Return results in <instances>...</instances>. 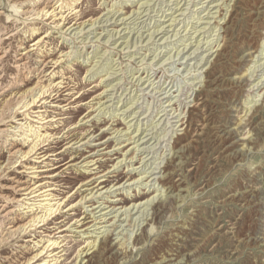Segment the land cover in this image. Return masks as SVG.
<instances>
[{
    "label": "rangeland",
    "instance_id": "rangeland-1",
    "mask_svg": "<svg viewBox=\"0 0 264 264\" xmlns=\"http://www.w3.org/2000/svg\"><path fill=\"white\" fill-rule=\"evenodd\" d=\"M11 2L0 0L1 22ZM59 9L24 23L19 15V33L4 43L41 38L29 46V64L46 51L53 59L46 77L55 80L43 99L14 113L18 120L4 119L22 125L17 140L21 132L27 143L37 140L27 125L49 137L7 170L0 192L20 200L9 206L21 213L44 190L60 208L1 244L0 264L37 253L46 239L60 244L30 264H264V0H80L75 14ZM75 16L72 27H85L74 34L67 28ZM0 152L1 165L7 155ZM15 180L37 192H14ZM169 190L180 199L154 205ZM133 204L138 210L125 219ZM112 207L118 217L97 223ZM103 235L102 255L80 261ZM24 243L33 248L25 252Z\"/></svg>",
    "mask_w": 264,
    "mask_h": 264
},
{
    "label": "bare ground",
    "instance_id": "bare-ground-1",
    "mask_svg": "<svg viewBox=\"0 0 264 264\" xmlns=\"http://www.w3.org/2000/svg\"><path fill=\"white\" fill-rule=\"evenodd\" d=\"M54 0H13V2H11L9 4L10 7V12L11 13H7L5 15V22H1L0 19V135H3L5 138L2 142V145L0 146L1 149H5V153H6V159L5 161L1 163L0 165V179L3 178L7 172V170L13 166L15 164V162L18 161V159L20 157H25L27 156L29 153L31 154V152L36 148V146L38 145V141H41L43 143V141H46L49 137V133H47L46 130L41 131V129L39 128H34L31 129L32 126L31 125H27L28 129L26 128V131H30L32 133L35 134V137L37 138V140H34V138L32 137V139L30 140V142L27 143V140H25L26 134L21 132L19 135L22 136V140H17L16 137H14V135H16L15 133L18 131V129L21 130L22 125H14L12 126L11 124L9 125V123L6 125L4 119L5 117H10V118H14L15 115L14 113H16L20 108H27L28 106L30 107V104H35L36 102H39L41 99L44 98V96L46 95V93L48 92V90L50 88L53 87V83L52 80L50 78H47L46 73H45V67L47 65V63L51 62L53 59H49L47 57V53L45 51V53L43 52L42 55L44 56V58H39V60H37L38 62H36L35 66L31 67L30 66V51L32 49H29V46H34L37 45L39 43V39L35 40L31 45L29 46H24V38L20 39V41H18L16 43V45L12 46L11 44H7V46H5V42L10 40L11 38H13L16 34L19 33V25H16L15 23L17 22L19 15L24 17V20H22L24 23L26 19H28L29 17H36L39 18L41 16H45L46 15H56L53 13L54 10H56L58 7H60V9L62 7L66 6V9L69 10V13L71 14H75L76 12H78L79 10L77 9V2H79L80 0H60V3L58 5L54 3H52ZM207 1V0H206ZM212 2V1H211ZM212 5V4H211ZM218 4L215 3L216 7ZM218 8V7H217ZM59 9V10H60ZM205 10V9H204ZM217 10V9H216ZM61 11V10H60ZM63 11V10H62ZM68 13V14H69ZM109 13V12H108ZM107 13V14H108ZM208 13V12H207ZM210 13V12H209ZM3 12L0 11V18L2 16ZM59 14V13H58ZM115 14V13H114ZM113 14V15H114ZM112 15V16H113ZM61 18L60 20L63 18L62 15H60ZM59 16V17H60ZM225 16V15H224ZM58 17V18H59ZM211 17V16H209ZM32 18V19H34ZM44 18V17H43ZM55 18V17H54ZM108 17H106L105 21H108L109 19H107ZM51 19V18H50ZM66 19V16L63 18ZM80 18H74L75 21H73V24L69 25V27L67 28V30H69L71 28L72 30H76L74 32L75 33H79L81 32L85 26L81 27L82 24H84L85 22H81L80 24H78L75 27L74 26L77 21ZM120 19H124V17H121ZM225 19V17H224ZM45 20V19H44ZM77 20V21H76ZM169 20V19H168ZM53 22V21H52ZM5 23L7 24H14L15 28L14 31L10 30L9 31V25H5ZM38 23V22H37ZM59 23V22H58ZM88 25H94V22H90ZM31 33L36 32L35 27L32 25L30 28ZM70 31V32H71ZM157 33H161V30ZM23 34L27 33V31L22 30ZM66 32V30H65ZM64 32V33H65ZM115 32H117V29L115 30ZM37 33V32H36ZM154 33V31L152 32ZM156 33V34H157ZM24 34V35H25ZM35 34V33H34ZM110 35L111 34L110 32ZM47 36V35H46ZM29 37V36H27ZM63 37V36H62ZM114 37V36H113ZM29 40V39H28ZM43 42V41H42ZM128 42V41H127ZM126 41H123V43H126ZM44 43V42H43ZM121 44V43H120ZM44 46V45H42ZM126 46V45H125ZM45 47V46H44ZM43 47V48H44ZM213 48V47H212ZM41 49V48H40ZM45 49V48H44ZM50 49V48H49ZM217 49H215L210 56L213 55L214 52H216ZM48 52V51H47ZM13 53V61L11 62V67L13 68L12 73H10V76L8 77V79L6 78V69H5V64H4V60L6 59V57L9 56V54ZM56 54V53H55ZM215 54V53H214ZM60 55V54H59ZM66 55V53H65ZM217 55L220 56V53L217 52ZM58 56V55H57ZM48 58V59H47ZM61 58V57H60ZM208 58V57H207ZM56 61V60H55ZM58 63V62H57ZM38 64V65H37ZM53 66V65H52ZM105 66V65H104ZM255 66V65H254ZM101 67V65H100ZM107 68V67H106ZM102 70L104 68H101ZM55 76V75H54ZM60 77V76H59ZM55 80V79H54ZM53 80V81H54ZM105 80V79H104ZM102 81V80H101ZM60 83V82H58ZM62 84V82H61ZM60 84V86H61ZM57 85V83L55 84ZM65 86V85H64ZM52 95V94H51ZM83 95V93L81 94ZM50 97V96H49ZM80 97V96H79ZM99 99V98H98ZM264 99V98H263ZM45 102V101H44ZM72 103V102H71ZM102 105V104H101ZM28 107V108H29ZM251 107H249L247 110H250ZM26 110V109H25ZM24 110V112H25ZM29 110V109H28ZM126 109H123V111H125ZM36 112V111H35ZM39 112V111H38ZM26 113V112H25ZM21 114V113H20ZM86 116V115H85ZM178 117V116H177ZM29 118V117H28ZM179 118V117H178ZM16 119V117H15ZM23 119V117H22ZM41 119V118H40ZM180 119V118H179ZM182 119V118H181ZM18 120V119H16ZM178 120V119H177ZM180 124L179 126L183 125V120H180ZM25 123V122H24ZM27 124V123H26ZM29 124V123H28ZM34 124V123H33ZM39 124V123H38ZM26 126V127H27ZM40 126V125H39ZM43 126V125H42ZM41 127V126H40ZM16 128H18L16 130ZM46 128V127H45ZM24 129V128H23ZM22 129V130H23ZM36 129V130H35ZM25 130V129H24ZM23 130V131H24ZM126 131V130H125ZM9 132H13L12 135L9 136V138L7 137ZM25 132V131H24ZM125 133V132H124ZM33 134V136H34ZM127 135V134H124ZM136 135V134H135ZM25 136V137H24ZM24 137V138H23ZM30 137V135H29ZM118 138V137H117ZM131 138H133V136H129L127 138V140H130ZM52 139V138H51ZM50 141V139H49ZM89 141V140H88ZM126 141V140H125ZM250 141V140H249ZM135 142V141H134ZM41 144V143H40ZM177 146V145H176ZM136 148V147H135ZM134 148V149H135ZM39 150V149H38ZM128 150V149H127ZM137 150V149H135ZM119 151V150H118ZM120 152V151H119ZM182 151H174V155L173 157H175V159L180 158ZM1 153V152H0ZM127 153V152H126ZM39 154V153H38ZM125 154V152H124ZM134 154V153H133ZM176 154V155H175ZM37 156V155H36ZM43 157V156H42ZM90 157V156H89ZM123 159L118 160L117 162H115L116 164H118L120 161L125 160L126 157H124V155L122 156ZM134 155L130 156L129 159L131 160V158L133 159ZM35 159V158H34ZM93 162V161H92ZM129 162V160H128ZM115 164V165H116ZM25 165V164H24ZM127 165V163H126ZM80 166V165H79ZM90 166V165H88ZM113 166V165H112ZM117 166V165H116ZM35 167V166H34ZM86 167V166H85ZM84 167V168H85ZM29 168V167H28ZM77 168V167H76ZM88 168V167H86ZM136 168V167H135ZM33 170V169H32ZM35 170V169H34ZM91 170V169H90ZM33 172V171H32ZM112 172V171H111ZM145 172V171H144ZM99 173V172H98ZM34 175V174H33ZM101 175V174H100ZM99 175V176H100ZM35 176V175H34ZM106 176V175H105ZM165 176V175H163ZM98 177V176H97ZM22 178V177H21ZM96 178V177H95ZM142 179V177H139L137 179V182ZM159 179V178H158ZM11 180V179H10ZM14 180V179H13ZM98 180V179H97ZM14 182H17L16 184H11L10 185V189H13L14 192L15 191H24L23 194L28 195L29 193H34L36 190L35 188H31L29 185L26 187H22L20 185V182L18 180H15ZM28 182V181H27ZM86 183V182H85ZM142 183V181L140 182ZM27 184V183H26ZM31 184V183H30ZM49 185V184H48ZM146 185V184H145ZM3 186V185H2ZM33 186V185H32ZM50 186V185H49ZM5 187V186H4ZM95 188V187H94ZM121 188V187H120ZM118 189V187H117ZM2 190V189H1ZM0 190V191H1ZM41 190V189H40ZM140 190V189H139ZM47 190L44 191H39V193L35 195H33L32 197H40V199H38L37 201H34V203H28V206H26L27 210L23 213L19 212L16 207L13 206H9L10 202H17L20 201L18 199H15V197H11V196H6L3 195L0 192V245L1 244H5L6 241L9 238H12L16 235H18L21 232H25L27 230L28 227H32L37 225V223L41 222V221H45V219L47 217H49L51 214L55 213V211L60 208V202L54 201L53 198V194L51 193H47ZM107 191V190H106ZM109 191V190H108ZM167 189H165L163 192H166ZM89 192V191H88ZM98 192V191H97ZM126 192V191H125ZM129 192V191H128ZM162 192V191H161ZM162 192V193H163ZM170 192V190L167 192V194L165 195V197L162 198H157L158 201L155 202L154 205H157L158 207H162L163 205H166L169 201L173 200H177L180 199L181 195L180 193H176L175 195H168V193ZM45 193V194H44ZM101 193V192H100ZM161 194V193H160ZM13 196V195H12ZM160 196V195H159ZM86 197V196H85ZM156 197V195L154 196ZM151 198L152 200L154 199ZM162 197V196H160ZM183 197V196H182ZM107 198V197H106ZM182 199V198H181ZM149 200L148 201H152ZM155 200V199H154ZM166 201V202H165ZM59 202V203H58ZM63 202V201H62ZM79 202V201H78ZM81 202V201H80ZM147 202V201H146ZM154 203V201H152ZM58 203V204H57ZM148 203V202H147ZM151 203V202H149ZM29 204H33L34 207L35 205H38L36 207H38L40 209V211L42 210V214L38 215V212L35 213V210L37 209L35 207V210L32 207H29ZM101 205V204H100ZM95 206V208H99V206ZM24 206V205H23ZM64 206V205H63ZM75 206V205H73ZM72 206V207H73ZM83 206V205H82ZM103 206V205H102ZM104 207V206H103ZM99 209L102 210L104 208ZM107 207V206H106ZM109 207V206H108ZM138 207V205L136 206V204L132 205V208L130 210H123V213L125 216V219L127 218V212L129 213L131 210L136 209ZM115 209V208H114ZM138 210V209H136ZM24 211V210H23ZM32 211V212H31ZM98 211V212H99ZM113 212H116V214L113 215L114 218L118 217L117 213V209L113 210V207L111 208V210H109L108 212H102L101 214H99L98 216V221L97 223H102V222H111L108 219L106 220V215H110ZM94 213V212H93ZM53 219V218H52ZM93 220V219H92ZM114 222V221H113ZM221 223V222H220ZM74 224V223H73ZM84 224V223H83ZM96 222L94 224H92V226H95V229H100L103 226H96L95 225ZM103 224V223H102ZM46 225V224H45ZM114 225V223L112 224ZM91 226V225H90ZM60 227V226H59ZM33 228V227H32ZM72 229V228H70ZM75 230V229H74ZM82 230H78V232H81ZM107 230L102 231V233ZM152 231V228L151 230ZM82 235V233H81ZM84 236V235H83ZM92 237V236H90ZM104 235L101 236V238L98 241H92L87 243L86 247L84 248V250H82V252L80 253V261L83 260L84 258H87L88 256L92 255V254H100L102 255L103 251L105 249L108 248V244L106 243V239H104L103 241L101 239H103ZM52 238V237H51ZM35 239V238H34ZM60 239V238H59ZM43 240V239H42ZM41 241V240H39ZM120 241V240H119ZM19 242V241H18ZM42 242H46L45 245L41 244V250L38 251L37 253H34L33 255L29 256V257H24V258H20V259H16L17 261L14 262V264H30L31 261L36 258L40 253L44 252V250H47L50 246H52V249L55 246H58V241L56 240H51V239H46L45 241ZM85 242V241H84ZM37 244V243H36ZM60 244V243H59ZM138 244V243H136ZM17 245V244H16ZM120 245H123V243H121ZM212 245V244H211ZM20 248L24 249L25 252H29L33 246H29L28 244H21L19 245ZM39 246V245H38ZM88 246V248H87ZM35 247V246H34ZM87 248V249H86ZM135 249V248H134ZM21 251V250H20ZM47 252V251H46ZM16 253V252H15ZM23 253V252H22ZM84 253V255H83ZM29 255V254H28ZM49 255V254H48ZM83 255V256H82ZM99 255V256H100ZM10 257V256H9ZM20 257V256H19ZM23 257V256H22ZM58 258V257H57ZM11 259V258H10ZM53 260L55 259H43L42 261H38L37 264H54ZM171 260H176V259H169V260H164L162 259L160 262V264H165L168 261ZM35 262V261H34ZM58 262V261H57ZM88 263V260H86L85 262H83V264ZM175 263V262H174ZM172 263V264H174ZM178 263H182V261L177 262ZM80 264V262H79ZM171 264V263H169Z\"/></svg>",
    "mask_w": 264,
    "mask_h": 264
}]
</instances>
